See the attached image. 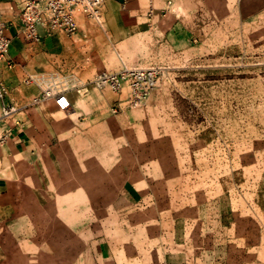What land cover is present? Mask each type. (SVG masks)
<instances>
[{"label": "rangeland", "instance_id": "rangeland-1", "mask_svg": "<svg viewBox=\"0 0 264 264\" xmlns=\"http://www.w3.org/2000/svg\"><path fill=\"white\" fill-rule=\"evenodd\" d=\"M203 1L183 24L184 36L169 41L149 33L138 49L122 54V66L161 68L139 105L115 113L111 106L128 88L94 87L60 150L17 159L38 162L35 170L62 180L49 184L55 197L45 200L51 213L42 222L50 230L41 234L51 248L60 235L73 239V230L58 231L60 217L66 227L81 224L87 254L97 239L137 234L161 216L167 230L176 221L190 260L220 255L264 264V0L243 7L235 0ZM47 84L64 90L72 104L81 95L71 75H50ZM21 202V211H33L32 198ZM78 208L82 214L74 212ZM34 222H41L38 213ZM8 223L0 216V264H52L24 260V231L18 232V261L9 262L15 237Z\"/></svg>", "mask_w": 264, "mask_h": 264}, {"label": "crops", "instance_id": "crops-1", "mask_svg": "<svg viewBox=\"0 0 264 264\" xmlns=\"http://www.w3.org/2000/svg\"><path fill=\"white\" fill-rule=\"evenodd\" d=\"M248 1L235 0L236 5L242 7ZM204 4L203 0H102V31L88 19L78 16V30L71 37L61 32L47 35L39 27L40 42L30 44L19 32L20 1L0 0V13L10 22L7 33L11 38L8 52L11 64L6 60L0 62V81L7 88V103L15 107L12 113L3 116L0 105V136L3 138L0 141V216L9 219L5 227L14 232L15 237L9 262L18 261V232L24 231L22 243L27 248L24 256L27 263L46 259L52 264H237V258L226 261L220 255L212 257V261L211 258L194 260V256L190 260L186 245L179 238L176 221L173 219L167 230L161 216L155 217L151 225L145 224L144 229L139 227L137 234L129 232L128 235L97 239L87 254H83L81 224L75 222L72 227H66L60 217L56 225L58 231L73 230V239L67 242L65 236L59 234L54 245L57 249H53L45 239L46 235L41 234L50 230V224L42 219L46 215L48 219L51 213L45 200L55 197L47 190L49 184L62 180L58 175L50 176L35 170V167H42L38 162L17 164V159L25 152L61 149V138L73 132L74 119L83 112L82 104L87 105L95 96L96 90L91 82L98 71L119 70L124 62L122 54L138 49V40L149 33L169 41L184 36L183 24L193 15V7ZM53 74L76 78L77 91L81 95L73 99L75 104L71 102L67 110L60 109L52 97L33 102V97L41 89L35 84L24 83L27 76L38 75L42 77L41 87L44 88ZM25 183L30 187L29 191L22 189ZM60 194L62 192L58 191V198H61ZM26 196L33 200L32 212L28 207L20 210L21 201ZM59 209H52V213L58 212L59 215L65 211ZM139 210L151 211L148 208ZM74 212L82 214L80 208ZM36 213L41 217L40 224L34 222ZM34 248H41L38 252L45 254H35Z\"/></svg>", "mask_w": 264, "mask_h": 264}, {"label": "built area", "instance_id": "built-area-1", "mask_svg": "<svg viewBox=\"0 0 264 264\" xmlns=\"http://www.w3.org/2000/svg\"><path fill=\"white\" fill-rule=\"evenodd\" d=\"M20 1V29L23 39L30 44L40 42L42 34L50 35L54 32H61L67 37H71L78 30L79 14H85L91 18L97 26L104 29V21L101 14L102 0H19ZM10 22L0 13V62L8 59V52L11 38L7 33ZM160 69L157 66L139 67L123 66L116 71H98L92 84L97 89L109 88L115 92H120L123 87L128 88V94L124 99H120L117 104H113V112H119L123 105L127 107L137 106L155 87ZM25 84H35L41 90L33 97V102H39L46 98H54L56 105L67 110L71 106L69 96L64 90L58 89L54 84H47L42 88V77L29 75L24 79ZM7 88L0 81V105L2 115L7 116L15 110V107L6 101ZM3 138L0 137V140Z\"/></svg>", "mask_w": 264, "mask_h": 264}]
</instances>
